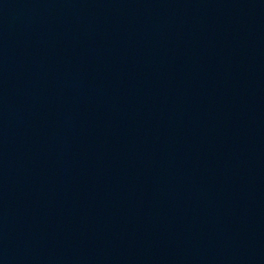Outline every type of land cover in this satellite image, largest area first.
<instances>
[{
  "label": "water",
  "instance_id": "95a60500",
  "mask_svg": "<svg viewBox=\"0 0 264 264\" xmlns=\"http://www.w3.org/2000/svg\"><path fill=\"white\" fill-rule=\"evenodd\" d=\"M0 264H264V0H0Z\"/></svg>",
  "mask_w": 264,
  "mask_h": 264
}]
</instances>
